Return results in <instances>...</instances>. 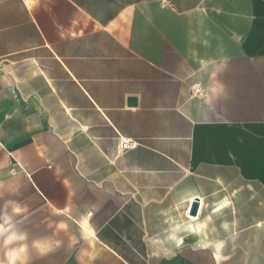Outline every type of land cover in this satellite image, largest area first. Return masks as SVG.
<instances>
[{"label": "crops", "instance_id": "1", "mask_svg": "<svg viewBox=\"0 0 264 264\" xmlns=\"http://www.w3.org/2000/svg\"><path fill=\"white\" fill-rule=\"evenodd\" d=\"M0 264H264V0H0Z\"/></svg>", "mask_w": 264, "mask_h": 264}, {"label": "water", "instance_id": "2", "mask_svg": "<svg viewBox=\"0 0 264 264\" xmlns=\"http://www.w3.org/2000/svg\"><path fill=\"white\" fill-rule=\"evenodd\" d=\"M128 104H130L131 106H134L135 105V99H133V98L129 99L128 100ZM198 208H199V201H198V199H195L191 203V206H190V209H189V215L191 217H195L197 215Z\"/></svg>", "mask_w": 264, "mask_h": 264}, {"label": "built area", "instance_id": "3", "mask_svg": "<svg viewBox=\"0 0 264 264\" xmlns=\"http://www.w3.org/2000/svg\"><path fill=\"white\" fill-rule=\"evenodd\" d=\"M201 91H202V89H201V86L199 84L194 85V87H193V94L194 95L199 96Z\"/></svg>", "mask_w": 264, "mask_h": 264}, {"label": "clouds", "instance_id": "4", "mask_svg": "<svg viewBox=\"0 0 264 264\" xmlns=\"http://www.w3.org/2000/svg\"><path fill=\"white\" fill-rule=\"evenodd\" d=\"M36 247H37L38 249H40L41 251H45L46 248H47V245L42 244V243H40V242H37V243H36Z\"/></svg>", "mask_w": 264, "mask_h": 264}, {"label": "rangeland", "instance_id": "5", "mask_svg": "<svg viewBox=\"0 0 264 264\" xmlns=\"http://www.w3.org/2000/svg\"><path fill=\"white\" fill-rule=\"evenodd\" d=\"M242 255H243L242 260H244L245 259L244 253ZM239 263H241L240 259H239Z\"/></svg>", "mask_w": 264, "mask_h": 264}]
</instances>
